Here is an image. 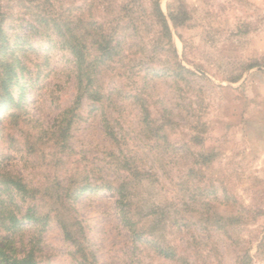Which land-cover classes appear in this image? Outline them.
<instances>
[{
    "label": "rangeland",
    "instance_id": "rangeland-1",
    "mask_svg": "<svg viewBox=\"0 0 264 264\" xmlns=\"http://www.w3.org/2000/svg\"><path fill=\"white\" fill-rule=\"evenodd\" d=\"M123 5L135 26L128 59L119 77L108 66L98 74L106 96L95 107L83 98L60 145L76 70L44 15L110 22L126 14ZM160 8L177 57L154 20L153 0H0L7 59L20 73L16 104L0 110V177L22 178L51 215L43 227L21 220L7 231V254L33 250L37 264H79L61 229L66 221L80 224L96 264H264V0H160ZM178 11L187 20L175 28L169 15ZM176 61L188 71L168 73ZM141 106L158 125L162 113L173 121L159 134L169 141L147 132ZM123 158L137 172L128 188L131 223L102 184L126 180ZM78 181L99 187L56 201L59 185ZM1 189L0 206L23 219L28 204ZM164 249L177 257L165 258Z\"/></svg>",
    "mask_w": 264,
    "mask_h": 264
},
{
    "label": "trees",
    "instance_id": "trees-1",
    "mask_svg": "<svg viewBox=\"0 0 264 264\" xmlns=\"http://www.w3.org/2000/svg\"><path fill=\"white\" fill-rule=\"evenodd\" d=\"M78 10L82 11L83 7H79ZM121 10L125 11L126 14L115 17L110 22L99 21L92 15L88 20H83L81 14H77L74 15L75 18H72L70 21L65 19L61 20L57 18L58 16L48 13L44 15L46 17L44 22L49 30L58 35L62 47L68 50L74 57L76 70L77 95L72 107L67 108L63 112V119H61V123L59 122L60 125L57 129V142H59L60 145H65L68 141L70 126L74 121L76 111L81 107L83 98L87 96L92 100L93 106L95 107L97 104L99 105L100 101L106 96L104 94L102 97V93L104 92H101V89H99V81H97L98 74H101L103 69L108 66L112 70L113 75L119 77V71H121L119 66L124 65L123 63L128 59V38L135 26L133 22H131V8L128 5H123ZM153 14L155 22L160 27L162 38L166 39L167 49L170 50L173 56L177 57L172 44L171 31L167 17L160 8V0H153ZM5 19V15L0 12V110L16 104L13 91L20 83V73L17 71V65L13 62H9V59H7L8 48L6 46L5 30L3 28ZM169 19L172 25L177 28L184 25L187 20V15L183 11H178L176 13L172 12L169 15ZM138 65L142 66L141 70L149 68L146 66V63L140 62ZM179 70L188 71L176 61L175 65L173 64L170 69L166 71L176 74ZM119 89V86H115L113 89L108 88L107 94L116 92ZM141 112L144 114V116H142V124L147 127V132L154 135V137L159 136L166 128H171L174 124L173 121L167 119L163 113L161 116L164 117V121L166 122L164 125H158L151 120L150 112L147 108L141 106ZM106 129L112 133L110 134L112 139L117 141L118 137L113 127L106 123ZM159 137H161L159 139L163 138L165 141H169L166 134H164L163 137ZM204 160L208 162V159ZM120 167L124 172L128 173L124 182L118 186H113L112 183L105 181H103L102 184L106 189L113 190L116 193L118 207L122 213L123 220L126 223H131L132 217L127 202L129 198L128 188L132 181L130 180L131 177L133 179L137 172L132 162L126 158L122 159ZM0 187L2 188V192L7 193L6 198L8 197L12 202L18 197L21 198L23 205L28 204V206H24L26 209L23 219H19L17 213L14 211L11 212L12 210H9L8 206H0V263L37 264L33 250L28 251V253L24 254L22 257H18L7 254L2 246L4 245L6 247L10 240L7 231L11 234L14 233L18 229L17 225L19 221L27 220L34 224H41V227H43L51 218V215L49 212L39 210V204L33 202L37 197L36 189L31 188V186H29L27 182H24L19 176L7 175L0 177ZM98 187L99 186H94L89 182L84 183V181L72 182L66 186L59 185L54 195L56 201L69 198V202H72L77 200L83 193ZM53 198L54 197H52L51 201H53ZM14 208L19 209L22 208V206L14 204ZM60 225L66 241H70L74 245L73 255H75L79 264H96L94 260L90 262L91 255L85 246L82 232L78 228V226L81 228L80 224L76 222L70 225L66 221H62ZM2 233H4V235ZM161 253L165 258L175 259L177 257L172 249H164Z\"/></svg>",
    "mask_w": 264,
    "mask_h": 264
}]
</instances>
